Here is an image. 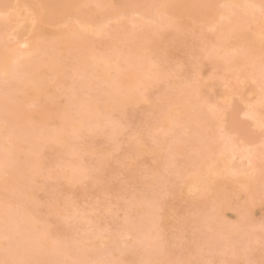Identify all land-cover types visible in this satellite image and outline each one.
<instances>
[{
	"label": "bare ground",
	"instance_id": "1",
	"mask_svg": "<svg viewBox=\"0 0 264 264\" xmlns=\"http://www.w3.org/2000/svg\"><path fill=\"white\" fill-rule=\"evenodd\" d=\"M80 1L81 0H61L59 4L62 3L63 6H60L59 9H55L52 4L56 3V0H40L39 4H41V6L39 8L44 12L40 14L39 8L31 9L38 15V20L33 23V27H30L31 30L34 31L32 41L28 44L23 41L19 42L22 46L27 45L25 49L19 48L14 50L15 47L11 48V46H8L9 44L7 45L5 43L6 36L9 35L7 28L10 27L12 19L8 17L0 24V91H2L0 95H3L0 97V122L6 123L9 126L10 132L14 133L16 140H18L17 143H12L13 148L10 149H7V147L0 143V173L7 172L9 168L16 170L17 174L15 179L9 182L2 180V183L4 185L3 187L6 189L15 191L16 197L14 199H16L15 202L18 204L17 206L19 209L28 203H33L32 207L36 210V198L31 190L30 181L48 165L40 160L38 156L42 153L45 154L44 149L47 148H45L46 144L52 143L53 146L51 147L54 149L52 153L57 154L61 159L63 154H75V139L80 138L85 130L104 132L111 137L121 132L122 128L120 124L115 122L114 112L121 113L126 106L136 103L143 97L142 89L145 86L156 84L164 78L161 71L164 67L162 61H159L160 63L154 61L153 63V61H150L148 58L144 59L141 48L148 47L145 41L150 39L153 33L158 34L160 29H162L160 36L162 37V41L167 42L169 36L177 34L181 29L182 19H184L185 16L192 15L190 11L191 6L187 0H156L157 6L160 9L158 18L163 16L159 21L163 22L159 25L163 27L158 28L159 25L151 26L150 24H137L135 27H129V29L120 32V34H117L118 38H116L118 41L124 40L127 42V44L124 42L127 45V47L125 46L126 50H124L125 48H120V51H116V47L115 50L114 48L111 50V46L106 44L105 46L103 45L105 48H102L98 54H96L95 51H91L89 54L81 50L78 51L75 55L76 64L72 69L73 79L70 89L71 92L68 95L66 103L67 108L60 110V121L58 125L55 128H47L44 124H36L37 126L34 129H27L25 127L27 123L26 120H30L33 117L35 110L27 108L24 104L36 105L37 102H43L44 105L49 101L55 100L45 95V98H42L41 95L50 87L48 81L51 78L53 82H55V87L60 84L63 86L65 85L62 83L63 66L57 52L59 49L67 51L75 47V44H77L76 47L78 48L79 46L83 47V45L80 44L84 41L82 39L87 38L88 34L92 33L94 30V20L92 21V18L96 16L97 9H93V6L90 7V10L87 9L88 11L84 9V12L81 11L79 13L80 15L77 14L79 16H76L78 19V24L76 26L58 29L53 32L50 37L43 40H40L38 37L39 34L42 33L41 24L53 20L56 16L69 11L73 3ZM105 1L106 0H99V3ZM237 7L240 9H237ZM259 9L260 6L258 3L251 5L247 0H222L220 15L223 17L222 22H224V20L225 22L221 23L222 26L217 32L215 31L212 40L204 46V55L206 57H220V60H215V65H217L218 68H222L223 71L230 72L229 74L232 73L228 78H234V80L235 78H239L241 81L246 79H259L256 85L257 95L255 100L252 103L246 101L247 106L245 115L252 118L257 126H262L264 124V108L260 109V105L264 103V21H261L258 27L257 24H251L254 25V27L250 28L249 25L252 23V20L253 23H255V17L258 16L256 10ZM13 16L21 17L24 15L16 10ZM23 20L24 18H21L18 23H22ZM120 25L117 27L120 28ZM114 28L116 29V26ZM120 29H122V27ZM164 29L165 32H163ZM103 30V28H98L96 33L98 34ZM106 30L107 29L104 31ZM235 36L236 38H234V40L237 39L240 43L236 48H233L226 44V40ZM78 40L79 42H77ZM98 47L99 46H96V48H94L92 46L93 50L97 49V52ZM113 51H115V53ZM38 53L46 54L47 58H39ZM120 53H122V55L125 54V59L121 60V64L117 60H110V58L113 57L112 55L117 54V56H119ZM109 55L111 57H109ZM21 58H23V61L18 62ZM216 61L221 62L217 64ZM218 65H220V67ZM247 65L249 67L245 68ZM48 71L50 72L49 74H47ZM48 76L51 77L49 80ZM94 77L97 79L96 81H94ZM67 80L69 81V79ZM199 86L200 82L196 81L194 84H190L189 87L182 88L181 92H179V90L175 91L173 94L163 95L161 99L165 100L169 107L163 114L161 113L162 115L158 117L159 119L157 118V120L149 126L154 141H158L166 135H171V140L168 141L166 147H164L166 150L168 149V151L165 152V154L163 153V156H159V167L166 169L168 172L170 171L172 175L177 174L182 177V181L186 182L190 191L199 189L195 202L206 204V210L214 211L212 213L203 214L202 209L192 207V212L188 215L190 217L181 218V224H188L189 221H196L200 227H202L201 225H204V227L208 225L211 229L213 228L215 231L218 230V232L222 231V229H226L219 233V236L214 237L216 238L214 246L217 247V251H215L220 252V254L224 253L225 255L228 249L230 250L233 248L232 246L234 245H232V242L238 241L240 237L247 236L248 239L246 237H243V239L246 238L251 241H258V239L264 238V220H259L260 222H257L258 219L255 218L256 212L254 210V204L258 196L262 195L258 193H264V188L261 187L262 185L260 182L259 184L257 183L260 187L255 184V182L262 181L264 177V142L260 148L255 149V147L251 148L237 145L238 143L231 138L232 136L229 137V134L225 135V132L214 133L213 127L221 128L224 123L221 121V113L225 107L223 102L226 104L230 103L231 97L230 94L226 92L224 93L225 95L223 94L221 97V99L224 100H218L219 102L211 101V98H208L207 95L205 96L198 93ZM51 89L53 90L54 87L52 86ZM81 90H83V92L93 91V94L90 95V97H85ZM43 94L46 93L44 92ZM40 96L41 101L43 99L42 102L39 100ZM48 106L50 105L48 104ZM58 106H61V103ZM45 107L46 105H44V108ZM53 113L51 111L49 116L51 114L54 116L57 112H55V114ZM42 121H44V119ZM237 122H233L232 125L234 127L237 126L236 128L242 131L243 127L241 128ZM185 134L189 135L187 136L189 137L188 148L180 146V142L186 141ZM16 140L14 142H16ZM11 142H13V140ZM19 148L25 151V156L23 154L22 160L21 158H19V160L16 156L17 152L15 153V150H19ZM87 148L88 146L86 149ZM18 153L21 152L18 151ZM137 153H139L137 149L131 151V154ZM177 155L183 157V160H180V163H183V167L180 166L181 168L178 164L179 161H175V156ZM59 158L56 159L58 164L61 162ZM242 159L246 161L238 164L237 161H241ZM256 161L260 162V164L256 165L260 167L263 172H259L262 176L259 174V177H257L259 180L255 178L257 181H255L253 177L255 175L252 174L253 170L257 172V170L259 171L260 169L256 168ZM109 165V158L103 156L97 160L93 169L104 171L105 167ZM246 166H249V168L247 170H242ZM48 167L50 168L49 165ZM59 169V175L66 177L69 181L68 183L71 184V182L73 183L76 180L80 181L84 176L87 177L86 171L89 168L85 164L83 165V161L80 157L73 158L71 156V159H67V161L62 163V167ZM56 170L53 172L55 173ZM249 171H251V173ZM57 172L59 171L57 170ZM237 173H241L238 178L235 177ZM54 175L53 177L56 178L57 176ZM90 176H92V174H90ZM260 176L262 177L261 179ZM232 177H234L235 181L243 188L241 191L247 193H244V195H247L245 196L247 202L245 201L246 203L244 202V204L240 205L237 204L236 209L238 218L236 219L237 223L234 225L220 222L221 216H223L221 212L223 208H228L229 204L226 201V196L228 194L224 191L223 193L219 186L222 183L225 184L224 181L230 183L232 181L231 179H233ZM158 179L160 178H153L152 180L154 183L156 182L155 184L158 183L157 185L161 183V189L162 187L163 189L166 187V191L172 194L177 193L176 189L172 187L171 180H169L170 184L168 183L169 186H167V182L165 181L167 178H161V181ZM53 188L55 189V186H53ZM161 189L158 187V190ZM56 192L58 191L56 190ZM56 192L54 193L56 194ZM156 196L157 195H150V199L148 198L149 200L147 201L140 198L132 199L130 201L129 211L124 214V217L122 216L123 219L120 217V219H122L120 223L122 227L119 233L120 235L110 234L109 244H106L104 248L91 249L82 246L80 243L78 244L79 241L74 243L76 246L74 244V246L70 245L69 242L68 244L59 242V246L57 247L56 245H51V247L54 246L52 249L55 248L53 251L56 250L59 254L50 256L49 258H47L49 255L43 258L44 255L42 253L48 250L51 252L52 250H50V245L42 244V239L45 238V236L47 237V235H52V233L54 236L58 235V232L63 229V225L61 226L60 224L55 230H51L47 225H43V228H36V225H39L35 223L37 220L35 221L34 217L36 216L32 215V217L29 215L28 212L30 214L33 212L28 211V208H24L25 206L22 210H17L16 207L13 210H9L8 208L3 209V217L8 220L9 223L7 229L2 234L3 239L6 240L7 243L3 244L1 242L4 241L0 240V244H3L0 245L2 246V248L0 247V264H27V262H30L29 260L31 258L36 259V264H121L122 261L116 260L117 254H115L116 259L111 257L115 249L119 250V253L127 251L129 259L131 260L137 255L133 248L135 247L136 249V246L133 245L136 242L132 243V246H126L125 249H122L118 247L116 243L117 237L133 236L135 241L138 243L140 242L139 244L143 243L149 245L150 248L151 246L157 245L158 242L164 243L166 239L162 233V227L166 223V218L164 214L160 212L164 204L160 202L161 197ZM260 198L261 196L258 199ZM257 203H260L259 200ZM144 204L147 205L149 209L147 211L143 210L145 211L144 213L141 211V213H138V216L137 214L135 215L134 212H136L137 209L140 210V206ZM49 205L48 209L54 207V205ZM75 207L76 206L73 205L72 209V204H69V210L73 212L72 214L70 212L71 215L68 214L67 216L64 215L69 213V211L65 212L66 214H62L61 216L65 217L62 221L67 220L68 222V218L71 219L73 216H75L74 218L76 219L78 215H76L77 208ZM236 209L234 210L236 211ZM79 216L84 217L81 214ZM253 218L257 221L254 220L256 221L254 222ZM91 222L92 221H90L89 225L93 227ZM97 226L93 234L99 235L104 227L100 225V223H97ZM53 231H56V233ZM91 231L92 230H89V232ZM98 232L99 234H97ZM17 233L20 234L19 238L17 237L14 240L13 236ZM90 236H92L91 233ZM56 238H58V236H56ZM86 238L87 236L84 239ZM78 239L76 238V240ZM162 244L160 249L158 248L160 245H157L158 251L157 249H155L156 251L151 249L142 254L144 259L141 264H167L166 260L168 259L164 260L165 263L163 258H165L167 254L169 255V253H166L169 249L166 250L167 246H164L165 243L163 246ZM68 257L73 260H70L72 263L67 261ZM166 258H168V256ZM66 261L68 263H66ZM235 261L236 262L233 263L237 264V260ZM201 263L202 262L197 264Z\"/></svg>",
	"mask_w": 264,
	"mask_h": 264
},
{
	"label": "rangeland",
	"instance_id": "2",
	"mask_svg": "<svg viewBox=\"0 0 264 264\" xmlns=\"http://www.w3.org/2000/svg\"><path fill=\"white\" fill-rule=\"evenodd\" d=\"M56 1V3L52 4L55 9H59L60 6H63L62 3L59 4L61 0ZM221 1L222 0H187V2L191 6L190 11L192 15L185 16L184 19H182V27L177 32V34L169 36L168 41L165 42L162 41V37L160 36L162 29H160V32L158 29V34L153 33L154 35L152 34L150 39H145V43L147 42L148 47L143 49L141 48L143 57L144 59L148 58L150 61H153V63L154 61H162L164 67L161 71L164 78L158 81L156 84L145 86L142 89L143 97L136 103L126 106L121 113L114 112V117L116 120L115 122L120 124L122 128L119 134L111 137L104 132L85 130L80 138L75 139V154H63L62 158L64 159L61 158V160L57 154L52 153L54 151V149L51 147L53 146V144L48 143L49 147L48 144H46L45 146V148L47 147L48 149H44L45 154L42 153L38 155L40 157V160L44 161L46 165L48 164L50 168L47 165L45 167L46 170L43 169L44 171L42 170L41 172L37 173L33 180L30 181L31 190L36 198V210L32 207L33 203H28L27 205H24L25 207L23 205L22 206L24 208H28V211L33 212L30 214L27 211L29 215L37 217H34L35 221L37 220L35 223L39 224L36 225V228H43V225H47L51 230H55V228L57 226L59 227L60 224L61 226L63 225V229H61L58 232V235H56L58 236V238H56V236H54L52 233L53 236L47 235V237L45 236V238L42 239V244L50 245V250H52L51 252H49L48 250L42 253L44 255L43 258H46L47 255H49L47 258L53 255H58L59 253H57L56 250L53 251V249L55 248L52 249V247L54 246L51 247V245H56L57 247L59 246V242L62 244L63 242H65L66 244H68L69 242L70 245H73L74 243L79 241L78 244L80 243L82 246H86L91 249L104 248L106 244H109L110 234L120 235L119 233L122 229L120 223L124 217V214L130 209V201L135 198H140L147 201L150 199V195H157L158 197H161L160 202L164 204V207L160 210V212L164 214L166 218V223L162 227L163 236L166 238L164 241L165 244L163 242H158L157 245H160L158 246V248L160 249L161 244L163 243L164 246H167L166 250L169 249L168 251H166V253H169V255L167 254L168 258H166L167 256L163 258V261L168 259L166 260L167 264H197L200 262H202L201 264H213V261L214 264H234L233 262H236L235 260H237V264H264V238H260L258 239V241H251L247 240V236H243L247 239H243V237H240L238 241L232 242V245H234L232 246L233 248L230 249L231 251L228 249V251H226L224 255V253L220 254V252H216L217 247L214 246V241H216V238L214 237L219 236V233L225 231L226 229H222V231L220 232L216 230L218 232L217 233L215 229H211V227L208 225H206L205 227L204 225H201L202 227H200L196 221H189L188 224H181V218L190 217L188 215H190V212H192V207L202 209L203 214H208L210 212L212 213L214 211L206 210V204H199L200 202L197 201V203L195 202L199 189L190 191L187 187L186 182L182 181V177L177 174L172 175L170 174V171L168 172L166 169L159 167V156H163L165 152L168 151V149L166 150V148L164 147H166V143L171 140V135H166L162 139L154 141V137L151 135L149 126L155 120H157V118L162 115L163 112L169 107L167 106L168 103L165 100L161 99L163 95L173 94L175 91L179 90V92H181L182 88L184 89L186 87H189L190 84L192 85L196 81H199L200 86L198 93H201L205 96L207 95L208 98H211V101L217 102L218 100H224L221 99V97L226 92L229 93L231 97L230 103H227L228 106L225 102H223L225 110L223 109L222 111V113L224 112L223 117L221 113V121L224 123L222 124L221 128L213 127L214 133L225 132V135L229 134V137L232 136L231 138L234 139L235 142L238 143L237 145L240 146H247L251 148L255 147V149H258L263 144L264 124L262 126H257L252 118L245 115L247 102L252 103L256 98V85L259 79H246L244 81H241L239 80V78H235V80L234 78H228L230 75H232V73L229 74L230 72L223 71L222 68H218L217 65H215V60H220V57H206L204 55V46L208 42H210V40H212L215 31L217 32V30L222 26L221 23L225 22V20L224 22H222L223 17L220 15ZM247 1L251 5H255L256 3H258L260 6V9L256 10L258 12V16L255 17V23H253L252 20V23L249 24L250 28H253L256 24L258 27V25L260 26L261 24L260 22L264 21V0ZM39 3L40 0H0V24L8 17L12 19L10 27L7 28V30L9 31V35L6 36L5 43L7 45L9 44L8 46H11V48L15 47L14 50H17L19 48H26L27 45H20V41L27 42V44L32 41V35H34V31L31 30L30 27L34 22L38 20V15H36L31 9H38L41 6V4ZM90 7H92L93 9H97L96 16L92 18V21L94 20L93 32L89 33L87 38L82 39L84 40L82 42L83 44H80L83 45V47L79 46L78 48L76 47L77 44H75V47L70 48L67 51L62 49L58 50L57 53L63 66L62 83L65 85L63 86L62 84H60L55 87V82H53V79L48 76V80L51 78L48 81L50 87L46 91H44L46 94H43V92L41 96L42 98H45L44 95L50 96L52 100L55 99L56 101L54 100V103V101L48 100L49 102L47 103L50 106L45 103L44 105H46V107L44 108L42 102L43 99L41 101L40 96L39 100L42 103L37 102L36 105L28 103L24 104L27 108L35 110L33 117L31 118L33 120H26L27 123L25 127L27 129H34L37 126L36 124H44L47 128H55L58 125L60 121V110H62L63 108H67L66 103L68 100V95L71 92L70 89L73 79L72 69L73 66L75 67V55L78 51L81 50L87 54H89L91 51H95V53L98 54L102 48H105L104 46L106 44H109L111 46V50H113L112 48H114L115 50V47L117 48L116 51H120V48H125L124 50H126L127 42H125L124 40L118 41L117 34H120V32L129 29V27H135L137 26V24H150L151 26H158L163 22L162 20V22H159L160 18H162L163 16H160V18H158L160 9L157 6L156 0H106L103 3H99V0H81L80 2L73 3L69 11L56 16L53 20L43 22L41 24L42 33L38 36L39 39L43 40L50 37L51 34L58 29L67 28L69 26H76L78 24V19L76 16H79V13L81 11L84 12V9H86V11L90 10ZM237 9L240 8L237 7ZM16 10L24 16H13ZM39 10L40 14L44 12L40 8ZM21 18H24L23 22L18 23ZM120 24H122L123 26ZM118 25H120V28L122 27V29L117 27ZM160 25L158 26V28L163 27H160ZM115 26L116 29L114 28ZM98 28L107 30H103L102 32L97 34L96 31L98 30ZM163 32H165V29ZM234 38H236V36L230 37V39L228 38L226 40V44L230 47L236 48L240 41L237 39L234 40ZM77 42H79V40ZM92 46L94 48H96V46H99L98 52L97 49L93 50ZM113 52L115 53V51ZM38 56L39 58L43 59L47 58L46 54L42 53H38ZM112 56L113 57L110 58V60H117L120 62V64L121 60L125 59V54L122 55V53H120L119 56H117V54ZM109 57L111 56L109 55ZM22 61L23 58L19 59L18 62ZM220 62L216 61L217 64ZM218 66L220 67V65ZM248 67L249 66L247 65V67L245 68ZM49 73L50 72L48 71L47 74ZM67 79H69V81ZM96 80L97 79H95L94 81ZM52 86L55 90L51 89ZM49 92H51L52 94ZM81 92L85 97H90V95L93 94V91L83 92V90H81ZM0 93H2V91H0ZM2 96L3 95L1 94L0 97ZM60 103L61 106H58L60 105ZM57 106L59 110L57 109ZM263 108L264 103L260 105V109ZM36 111H38L39 113ZM49 111L50 113L51 111L52 113L54 112L53 114H55V112L57 113L54 116H52V114L49 116ZM43 119L44 121H42ZM233 122H237V124L241 128L243 127V130L239 131L236 128L237 126L234 127L232 125ZM0 123V143L3 146L7 147V149L13 148V144L18 142V140H16L15 134L10 132L9 126L6 123L5 124L7 126L3 122ZM187 136L189 135L185 136L186 141L180 142V146L183 148H188L189 137ZM12 140L13 142H11ZM15 140L16 142H14ZM87 146L88 148L86 149ZM134 149H137L139 153L131 154V151ZM18 151H20L21 153H18ZM23 151L24 150L21 148H19V150H15V153L17 152L16 156L18 159L21 158L22 160L23 154L25 156V151ZM71 156L73 158L80 157V159H82L83 161V165L85 164L89 169H86L87 177L84 176L82 179H80V181L76 180L73 183L71 182L70 184L68 183L69 181L66 177L59 175V168L62 167V163L67 161V159H71ZM103 156L109 158L110 165L105 167L104 171L93 169L97 160ZM58 158L59 161L62 162H59V164L61 165H59L58 161L56 160ZM175 158V161H179V167H183V163H180L183 160V157L181 155H177L175 156ZM245 161V159H242L241 161H237V163L240 164V162ZM256 162L255 165L260 164L259 161ZM257 165L256 168H260L257 167ZM248 168L249 166H246L241 169L247 170ZM56 169L59 172H57ZM54 170H56L55 173L53 172ZM253 171L252 174L255 175L253 176L254 179L256 178L257 180H259V178L257 177H259L262 169L260 168L259 171L257 170V172L254 171L255 174ZM249 172L251 173V171ZM16 174L17 172L13 168H9L7 172L0 173V240L4 241L0 242L3 244H6L7 242L3 239L2 234L7 229L9 223L8 220L3 217V209L8 208L9 210H13L16 207V209L18 210L19 208L17 206L18 204H16L15 202L16 199H14L16 197L15 191H11L3 187L4 185L2 183V180H6L7 182H9L10 180L15 179ZM90 174H92V176H90ZM53 175L57 177L55 178L53 177ZM239 175H241V173L235 174V177L238 178ZM261 176L260 179L262 178ZM153 178H160L158 179L160 181L161 178H167L165 179V181L167 182V184H165L167 186H169V180H171L172 187L176 189L177 193L172 194L166 191V187L164 189L162 187V189L164 190L163 191L160 188L161 183H159V185H157L158 183L155 184L156 182L154 183V181L152 180ZM232 178L233 179H231L232 181L230 183L224 181L225 184L222 183L219 186L222 192L224 191L229 195V197L228 195H225L229 207H226V209L223 208V211L221 212V214L223 213V216H221L223 219L221 218L220 222L230 225H234L237 223V204L240 205L244 204L245 201L247 202V199H245L247 193L244 191V193H246L244 195L243 191H241L243 188L240 187L237 181H235L234 177ZM256 179L255 181H257ZM259 182L262 185L261 187L264 188V177L262 178V181L255 182V184H259ZM53 186H55V189L53 188ZM258 186L260 187V185ZM158 187L161 190H158ZM56 190L58 192H56ZM54 192H56V194ZM258 194H262L260 195V199H258L260 197L258 196L257 201L254 204V210L256 212L255 218L258 219V221L255 218H253V221L256 220L257 222H260L259 220H264V193ZM258 200L260 202L259 204L257 203ZM69 204H72V209L73 205L76 206V215L78 216L76 217V219L74 218L75 216H73V218L71 219L68 218V222L67 220L62 221L63 218L65 219V217L61 216L62 214H66L65 212L69 211V213L64 215L67 216L68 214H70V212L71 214L73 212L69 210ZM48 205H54V207L48 209ZM63 205H65L66 207ZM144 205L140 206V210L137 209L134 214H137L138 216V213H141V211H147L149 208L147 205H145L147 207H145ZM22 208L19 210H22ZM234 209H236V211ZM145 211H143L142 213H144ZM80 214L84 217H80ZM28 217L31 218L30 216ZM120 217L122 219H120ZM90 221H92L91 223L93 225H91L93 227H90ZM97 223H100V225L104 227L103 231H101L100 234V231L97 233L99 235L93 234V232L96 231L95 229L98 227ZM89 230L92 231L89 232ZM53 232L56 233V231ZM90 233L92 234V236H90ZM14 235L16 236H13L15 240V238H19L20 234L17 233ZM86 236L87 238L84 239ZM76 238L79 239L76 240ZM134 239L135 238L133 236H121L117 237L116 243L118 247L125 249L126 246H132V243L136 242L137 245L136 243L133 244L136 246V249L135 247H133L135 253H137L136 257L130 260L127 251H124L122 253L120 252V254L119 250L117 249L113 251L111 257L113 259L117 258L116 260L122 261L121 264H141L144 259L142 254L151 249H157V245L151 246L150 248L149 245H145L143 243L139 244L140 242L138 243ZM0 247L2 248V246ZM159 249H157V251ZM115 254H117V256ZM231 258L234 261H232ZM67 259L66 260L68 262L72 260L69 259V257ZM225 259L228 262H226ZM223 260L225 261V263ZM29 261L30 262H27V264H36L35 258H31ZM67 261L66 263H68ZM72 261L70 262L72 263Z\"/></svg>",
	"mask_w": 264,
	"mask_h": 264
}]
</instances>
